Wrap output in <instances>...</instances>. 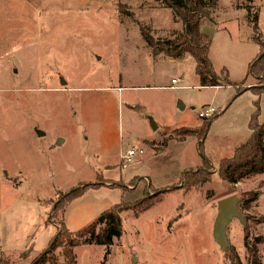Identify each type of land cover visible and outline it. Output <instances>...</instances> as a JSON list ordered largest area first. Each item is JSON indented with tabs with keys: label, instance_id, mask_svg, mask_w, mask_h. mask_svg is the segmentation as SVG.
Returning a JSON list of instances; mask_svg holds the SVG:
<instances>
[{
	"label": "rangeland",
	"instance_id": "374dc122",
	"mask_svg": "<svg viewBox=\"0 0 264 264\" xmlns=\"http://www.w3.org/2000/svg\"><path fill=\"white\" fill-rule=\"evenodd\" d=\"M1 1L0 251L8 264H30L46 233L56 231L53 223L75 233L144 194L162 200L138 216L120 214L122 236L105 264H229L232 256L250 264L245 235L260 239L264 264V174L233 187L217 173L200 189L179 184L183 171L200 166L196 139L179 141L200 126V111L221 113L202 149L214 171L249 137L255 103L258 123L264 121V92L247 90L264 89L248 74L264 52L251 39L248 18L255 17L264 46V0H217L201 23L213 70L224 69L231 82L219 89L200 87L190 56L160 51L182 24L159 0ZM131 148L142 154L121 161ZM82 186L88 190L49 220ZM230 195L255 200L247 210L239 204L245 227L238 219L227 226V254L213 239V223L217 202ZM28 247L26 258L10 255ZM74 254V264H99L103 248L84 245ZM55 256L64 264L58 250Z\"/></svg>",
	"mask_w": 264,
	"mask_h": 264
},
{
	"label": "trees",
	"instance_id": "16d2710c",
	"mask_svg": "<svg viewBox=\"0 0 264 264\" xmlns=\"http://www.w3.org/2000/svg\"><path fill=\"white\" fill-rule=\"evenodd\" d=\"M164 7L172 10L182 24L181 33L174 41H168L160 44V51L164 52L168 58L181 59L185 55L190 56L195 61V74L198 78L200 87L221 88L230 86L225 70H221L218 74L212 68V65L207 57L208 50L211 44L210 37L204 35L200 26L204 20H210L211 13L217 7V0H159ZM254 16V14H253ZM248 18V13H247ZM255 17L248 18V22L252 24L251 39L254 43L262 47L260 34L255 25ZM143 41L146 45L153 44L152 39L141 31ZM258 57V56H257ZM252 61L248 67V74L259 79L261 85L264 83V67L263 57ZM246 90V89H245ZM244 90V91H245ZM260 95L264 89L252 90L247 89ZM239 94V92H238ZM259 109L255 103V110L250 115L248 121L249 137L246 141L236 147L231 156L223 158L219 161L216 171L209 164L207 158L202 153L203 142L205 135L211 125L221 113L216 112L209 119L201 121L200 126L196 131H184L182 138L179 141H184L189 137H194L197 141V151L200 156V166L192 172L183 171L180 175L179 184L183 191H190L202 188L209 184L214 173L218 174L219 179L226 185L233 187L243 180L264 174V121L258 123ZM179 185V186H180ZM180 186V187H181ZM88 186L75 188L67 195V200L61 207H55L51 210L49 220L55 221L58 214L64 212L65 206L70 204L74 199L81 196ZM162 197H148L146 194L134 203H122L111 207L106 212L100 214L98 218L89 226L81 231L71 233L65 229L64 224L53 223L56 229L54 236L49 240L46 247L35 257L30 264H58L55 256V251H59L64 260V264H74L75 254L74 249L84 245H94L103 248L102 260L99 264H105L111 253L113 242L122 236V221L120 214L122 212H131L133 215L149 210L156 203L160 202ZM242 201L239 204L241 208L247 210L248 202ZM239 204L237 206L238 211ZM260 244V239L256 238L248 242L247 235L244 236L243 245L247 251L248 261L250 264H260L257 246ZM30 247L25 249L19 255L26 258L25 254L29 253ZM225 253H231L230 249ZM0 264H8V262L0 258ZM229 264H240V261L232 256L229 257Z\"/></svg>",
	"mask_w": 264,
	"mask_h": 264
},
{
	"label": "water",
	"instance_id": "95a60500",
	"mask_svg": "<svg viewBox=\"0 0 264 264\" xmlns=\"http://www.w3.org/2000/svg\"><path fill=\"white\" fill-rule=\"evenodd\" d=\"M264 56V52L257 57L256 60ZM152 129L156 126L152 124ZM240 200L235 195L227 196L219 200L216 204V216L213 223V239L218 247L227 252L229 250V243L226 235V229L233 219H238L245 227L244 216L238 211L237 206Z\"/></svg>",
	"mask_w": 264,
	"mask_h": 264
},
{
	"label": "built area",
	"instance_id": "2783aa9c",
	"mask_svg": "<svg viewBox=\"0 0 264 264\" xmlns=\"http://www.w3.org/2000/svg\"><path fill=\"white\" fill-rule=\"evenodd\" d=\"M176 81L172 80L171 81V84H174ZM216 110L212 107L210 108H207V109H204L203 111H200L198 113V117L201 119V120H204V119H209L211 118L212 116H214L216 114ZM142 154V150L140 148H131L127 151V154L125 156L122 157V160L121 161H127L129 162L130 158L134 157L135 155H140ZM122 167L124 168L125 167V164L123 163Z\"/></svg>",
	"mask_w": 264,
	"mask_h": 264
},
{
	"label": "crops",
	"instance_id": "0c3cea01",
	"mask_svg": "<svg viewBox=\"0 0 264 264\" xmlns=\"http://www.w3.org/2000/svg\"><path fill=\"white\" fill-rule=\"evenodd\" d=\"M1 4H2V1L0 0V10H2V7H1ZM0 59H1V55H0ZM210 61V60H209ZM211 63V62H210ZM213 68V67H212ZM194 74H195V72H194ZM183 75V74H182ZM181 75V76H182ZM195 77H196V80L198 81V78H197V76H196V74H195ZM199 83V82H198ZM248 85H251V84H248ZM214 89H219V88H214ZM244 91V90H243ZM240 93V92H239ZM44 228H46V226L44 225V223H43V229ZM56 232V231H55ZM55 232H54V234H55ZM54 234L53 235H51V233H46V235L44 236V238L46 239L45 241V245H47V243L49 242V240L54 236ZM29 237V236H28ZM46 247V246H45ZM20 253H17V254H10V255H19ZM8 255L9 254H7V253H4V252H1L0 251V256L1 257H3V259H6V258H8ZM5 257V258H4Z\"/></svg>",
	"mask_w": 264,
	"mask_h": 264
}]
</instances>
